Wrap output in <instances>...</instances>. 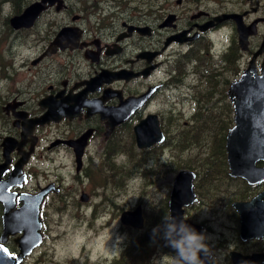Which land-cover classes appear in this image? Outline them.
Wrapping results in <instances>:
<instances>
[{
    "label": "flooded vegetation",
    "instance_id": "obj_1",
    "mask_svg": "<svg viewBox=\"0 0 264 264\" xmlns=\"http://www.w3.org/2000/svg\"><path fill=\"white\" fill-rule=\"evenodd\" d=\"M0 7V18L10 15L5 34L0 20V187H9L0 199V245L8 264H18L24 231L7 230L4 217L12 220L25 201L30 236L40 243L22 264H45L36 253L66 210L77 230L62 240L87 239L69 264H174L170 246L144 258L135 246L150 216L163 222L171 214L182 170L194 175L182 209L207 237L205 264H264V235L253 228L242 235L237 206L264 211V128L250 137L239 126L258 121L248 110L260 90L245 82L230 94L244 75L264 77V0H0ZM147 119L158 122L163 140L140 147L135 126ZM235 128L231 173L227 140ZM126 137L143 180L136 207L145 222L134 246L122 228L140 229L122 224V189L111 187L117 174L122 184L118 159L132 153ZM254 167L256 175L247 170ZM164 170L166 194L156 204L144 186ZM104 177L99 188L93 179Z\"/></svg>",
    "mask_w": 264,
    "mask_h": 264
},
{
    "label": "water",
    "instance_id": "obj_2",
    "mask_svg": "<svg viewBox=\"0 0 264 264\" xmlns=\"http://www.w3.org/2000/svg\"><path fill=\"white\" fill-rule=\"evenodd\" d=\"M36 5H32L26 12L27 14L25 13V15L32 13L34 8H36ZM262 49H264V43L262 45ZM245 82H248L249 89L260 90V92L251 93V95L255 96V98L251 101V105L249 106V110H248L250 114L255 115V118L258 121L252 124L248 122H246L245 124H243L242 122H239L240 127H242L243 125L247 127L248 135L251 137L253 134H255L256 130H258L259 128H264V116H263L264 77H261L259 79H252L248 75H244L240 81L232 85V87L230 88V94L232 95L233 89H236V88L243 89L242 87H246ZM238 92L241 93L242 91L240 90ZM251 125H253L256 129H253ZM235 131H236V128L231 130L230 135L227 140V151L229 153L228 158H229L231 173H233L234 161L239 160V154H238L237 147H236V140L234 139ZM135 133H136V139H137L138 146L140 147H150L155 142L163 140V135H161L160 133L159 124L157 121L152 122V120H148V119L142 121L140 124L135 126ZM159 136H160V140L158 139ZM263 143L264 141L260 143V148H262L261 146L263 145ZM245 144H246V150H247L248 149L247 140L245 141ZM80 155H81V152L79 156ZM255 160L256 158L252 162H254ZM21 165L22 164L19 165L20 166L19 168H21ZM238 166L242 167V165H238ZM249 168H247V170L251 171V173L256 175V173L258 172L256 168L254 167V169H251V170ZM193 177H194L193 173L188 170H182L176 176L173 189H172V193H171V198H170V212L173 217H176L178 219H184V214H183L184 210L182 209V205L184 203L183 201L185 200V197L191 192L192 185H193ZM8 188L9 187L7 183L4 184L3 189L0 187V191L2 190V193L0 196L1 200H5L8 197L7 196ZM256 204H258V202ZM237 206L242 216V220H241L242 221V235L244 236L245 231L251 230L252 228L255 229V231L257 232V234L254 233V235H256L257 237L264 235V218L263 220H261L262 216L264 215V211L261 212L262 213L261 215L255 216V214L251 212L253 210H250V207H248L247 205L239 204ZM14 217H12V220L15 221L13 224H11L12 220H11V217L8 215H5L4 220H5L7 230H12L14 228H17L18 229L17 231H24L23 236L18 240L19 246L21 248V252L18 255V258L15 260L18 264H22V259L25 257V255L30 253V251L34 247L39 245L40 238H37V240L36 239L34 240V238L30 236L31 234L29 230L30 219H29L28 202L25 201L24 206L16 213ZM144 222H145V219H144V214H143L141 206H138L135 209H126L122 211V224L123 225L131 226L135 229H142L144 227ZM185 222L188 225L192 226L196 231L201 230V227L199 224H196L187 219L185 220ZM36 223H35L36 225L35 232H37V230L40 229L41 227L40 223L38 224ZM7 234L8 233H6V235ZM5 240L6 238L3 237L2 241H5ZM4 248L5 247L3 245H0V264H8V261L5 260L7 253L6 254L4 253L6 252Z\"/></svg>",
    "mask_w": 264,
    "mask_h": 264
},
{
    "label": "rangeland",
    "instance_id": "obj_3",
    "mask_svg": "<svg viewBox=\"0 0 264 264\" xmlns=\"http://www.w3.org/2000/svg\"><path fill=\"white\" fill-rule=\"evenodd\" d=\"M3 14V8L0 7V16ZM4 18H0V20H3ZM4 81L0 79V90L2 87V84ZM126 146L130 148V152L134 153L131 142L129 137H126ZM135 158L130 159L129 154L123 156L122 158L118 159V162L122 164V162H126L127 166L131 169L130 176L127 177L126 184L122 186L121 180L119 175L117 174V177L114 181V183L111 185V187L115 189H122V198L120 199V203L122 204V211L125 209H132L135 208L137 203L139 202V194L141 189L143 188V180L142 177L135 173V170L137 169L139 163V157L136 153H134ZM146 168V164L140 168L142 171H144ZM108 174H111L110 172H107ZM159 180L152 179L155 183L149 184L147 186H144V189L146 190V193L148 195H151L153 198L154 203L159 204L163 198V195L166 194V182L168 180V174L164 170L161 175H159ZM94 183L100 188L101 184L105 182V177L100 180L99 183L96 182L95 179H93ZM148 204V203H147ZM68 210H66L62 217L60 219H57L52 222V228H53V238L49 241L48 245L46 246L47 249L42 248L40 251L36 253L37 258L40 259L45 264H62V263H68V259H70L68 256H75V253L78 252L79 249V243L82 245L85 239L84 236L79 237L77 240L74 238L70 239L67 238V241L62 240L63 238L70 237L68 233L76 231V220L72 219V216L68 217L66 215ZM74 213V210H71ZM94 225V224H93ZM122 231L124 235L127 236V238L133 240L137 237V233L143 232V229H140L139 231L133 230V229H123ZM81 231L88 235L87 227H82ZM141 234V233H140ZM117 233H114L113 239L116 240L115 236ZM74 237V236H72ZM92 241V239H91ZM50 257L52 261H47V258Z\"/></svg>",
    "mask_w": 264,
    "mask_h": 264
},
{
    "label": "clouds",
    "instance_id": "obj_4",
    "mask_svg": "<svg viewBox=\"0 0 264 264\" xmlns=\"http://www.w3.org/2000/svg\"><path fill=\"white\" fill-rule=\"evenodd\" d=\"M171 214L164 217L163 224L153 229L154 234L163 230L167 244L175 250L174 264H205L201 254L208 257L211 253L204 233L197 232L192 226Z\"/></svg>",
    "mask_w": 264,
    "mask_h": 264
},
{
    "label": "trees",
    "instance_id": "obj_5",
    "mask_svg": "<svg viewBox=\"0 0 264 264\" xmlns=\"http://www.w3.org/2000/svg\"><path fill=\"white\" fill-rule=\"evenodd\" d=\"M19 5H15V8H17ZM10 16V15H9ZM7 16V17H9ZM5 17V20H2V25H3V29H2V33L5 34L6 33V27L8 26V18ZM5 23V24H4ZM193 143V142H192ZM191 143V144H192ZM184 144V143H182ZM198 145H203L202 143H198ZM209 145V144H207ZM129 158L130 159H134L135 155L134 153H130L129 154ZM138 163L140 164V160H138ZM183 166L182 164L179 165V167ZM131 174V169L127 166L126 162H122V186L124 184H126V179L128 176H130ZM146 213V210H145ZM163 222L162 221H156L154 220L151 216L147 219L146 221V226H145V232L142 233V235L140 237L137 238L136 242H134V240H132L131 245H135V247H138V253H139V257L144 258L146 257L145 255L153 249V247L162 245L164 247H168L169 245L167 244L166 240L164 239L163 236V230L160 231V234L158 237L155 236L153 229L156 228L158 225H162ZM128 229H130V227H128Z\"/></svg>",
    "mask_w": 264,
    "mask_h": 264
}]
</instances>
